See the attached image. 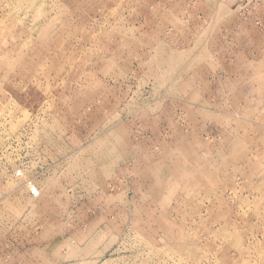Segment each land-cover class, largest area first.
<instances>
[{
	"label": "rangeland",
	"instance_id": "374dc122",
	"mask_svg": "<svg viewBox=\"0 0 264 264\" xmlns=\"http://www.w3.org/2000/svg\"><path fill=\"white\" fill-rule=\"evenodd\" d=\"M205 1L0 0V264H264V0L194 69Z\"/></svg>",
	"mask_w": 264,
	"mask_h": 264
},
{
	"label": "crops",
	"instance_id": "0c3cea01",
	"mask_svg": "<svg viewBox=\"0 0 264 264\" xmlns=\"http://www.w3.org/2000/svg\"><path fill=\"white\" fill-rule=\"evenodd\" d=\"M207 3L212 4V6L215 5V12H217L215 15L210 16L207 20L204 16L202 20L195 19L194 16L192 18L194 20L190 21V24H192L190 30L184 33H173V37L175 36L177 39L185 40L183 44L188 54V63L190 66L194 67V69L203 68L204 65L209 67L210 64H225L222 56L224 52L227 53L226 51L230 48L224 45H227L229 40L232 41V39H235L238 34L236 30H227L225 18L222 16L224 9L229 7L228 1L208 0ZM207 3L205 1V4H203L204 6L206 5V8H209ZM230 43L231 45L233 44L232 42Z\"/></svg>",
	"mask_w": 264,
	"mask_h": 264
},
{
	"label": "bare ground",
	"instance_id": "6f19581e",
	"mask_svg": "<svg viewBox=\"0 0 264 264\" xmlns=\"http://www.w3.org/2000/svg\"><path fill=\"white\" fill-rule=\"evenodd\" d=\"M222 6H223V5H222ZM217 17H218V16H217ZM171 54H172V53H171ZM171 56H172V55H171ZM168 59H169V58H168ZM171 59H172V58H171ZM177 59H178V58H177ZM170 62H171V61H170ZM170 62H169V63H170Z\"/></svg>",
	"mask_w": 264,
	"mask_h": 264
}]
</instances>
